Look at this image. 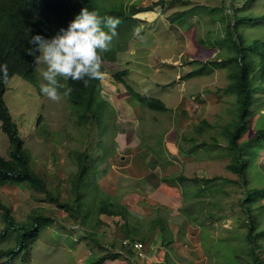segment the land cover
Wrapping results in <instances>:
<instances>
[{"label": "rangeland", "instance_id": "1", "mask_svg": "<svg viewBox=\"0 0 264 264\" xmlns=\"http://www.w3.org/2000/svg\"><path fill=\"white\" fill-rule=\"evenodd\" d=\"M171 1L160 0L153 13L155 17H162L156 21L136 20L126 12L125 23L121 25L124 35L117 45L116 59L103 64L108 78L128 67L133 72L126 81L132 85L139 82V74L164 83L154 95L144 93L165 102L167 108L162 112L145 108L148 113L159 114V122L152 114L142 112L138 124L132 127L134 133L129 134L127 123L118 118L120 112L109 104L106 112L96 107L100 118L92 117L87 124H79L71 95L53 103L40 91L36 72L37 85L18 74L12 76L4 97L31 153L32 167L46 179L47 189L59 194L60 201L82 206L76 217L74 210L59 207L43 191L26 184H0L3 202L19 220L26 219L34 210L56 216L54 223L46 226L30 248L11 264H85L90 255L108 253L112 244L119 248L123 220L96 209L98 201L107 196L126 204L141 219V225L148 231L147 258L133 261L121 257L107 259L102 264H215L217 261L224 264L233 252L226 248L239 246L241 253L249 249L246 222H254L255 233L264 228V190L260 189L264 187V141L251 148L247 156L249 167L245 184L240 175L228 171L227 163L231 162L232 154L223 133L233 129L238 117L237 95L230 88L229 76L238 63L233 60L226 66L216 64L221 59L239 55L235 41L247 46L264 40V18H260L264 15V0H177L176 4ZM93 3L99 12H104L138 5L140 0H93ZM171 15H174L172 23ZM184 22L187 26L181 30L189 32L181 40L187 41L191 51L180 54L178 43L174 47L169 45L166 57L172 58L168 60L171 64L163 63L158 55L149 54L156 42L145 34L157 33L162 41L161 35L172 29L171 24ZM126 39H131L132 43L126 44ZM132 48L134 54L130 53ZM174 59L180 62L174 64ZM129 60L132 63L125 64ZM249 61L255 65L251 79L256 90L242 141L264 128V83L258 82V57ZM140 62L145 64H136ZM182 65L191 67L193 73L177 67ZM157 68L161 69L159 74L155 73ZM200 80H207L208 86L196 85ZM62 82L67 84V81ZM102 90L100 86V92ZM210 91L218 103L214 105L216 114L207 118L208 125L198 110H188L187 102L176 109L183 97L197 104ZM125 105L130 110L129 105ZM132 117L139 115L128 119ZM135 136L139 146L131 151L127 146ZM9 150V137L0 124V152L9 157ZM80 152L88 154L82 176L78 162ZM122 155H127L128 159L123 160ZM191 156L195 159L197 175L205 178L198 183L183 184V205L179 209L176 207L179 205L162 198L163 193L172 194L163 180L175 181L174 177L182 174L184 162L192 159ZM212 177L214 179H210ZM74 190L80 195L77 201ZM254 193L261 196L256 201L251 199ZM175 196L178 197L176 192ZM153 219L165 222L167 239L174 238L171 245L164 244L159 227L151 229ZM129 221L137 222V219L129 216ZM3 226L0 209V227ZM15 241L11 235L0 240V247L12 246ZM258 241L262 242V247L257 251L264 259V240L259 238ZM3 260L5 258L1 257L0 262Z\"/></svg>", "mask_w": 264, "mask_h": 264}, {"label": "trees", "instance_id": "2", "mask_svg": "<svg viewBox=\"0 0 264 264\" xmlns=\"http://www.w3.org/2000/svg\"><path fill=\"white\" fill-rule=\"evenodd\" d=\"M172 1L175 3L177 0ZM84 7L96 11L102 18L113 16L120 19L121 23L117 29L118 35L112 40L109 46L110 50L102 54L103 60L114 61L117 54V45L120 44L121 38L124 35L121 25L125 23L123 20L126 18V12L130 14L135 12L136 9L120 7L118 9L99 12L93 0H0V64L6 63L8 65L10 77L19 74L35 82L36 66L33 63L34 57L27 54V50L34 47L29 43L31 36L40 34L45 38H52L61 28L66 29ZM174 15H171V17ZM260 18H264V15L260 16ZM233 25L236 27L237 21ZM235 46L239 50L237 57L221 59L216 64L226 66L233 60L238 63L236 69L229 74L232 79L230 88L237 95L238 117L234 121L233 129L225 130L223 133L227 139V147L230 154H232V161L227 164V168L233 173L240 175L245 183L244 177L248 175L249 167L247 155L251 148L264 141V128L258 129L252 137L242 141L243 133L246 130L250 105L256 90L251 79L255 65L251 64L249 60H252V57H258V63L256 62V65L260 73L257 77L258 82L263 84L264 40L256 41L247 46H242L241 43L235 41ZM127 73V69H124L116 72L114 75L116 78L124 81L123 76ZM100 85L101 81L98 80L90 81L87 86L83 82L68 81V86L73 88L71 99H69L70 101L72 100L71 105L74 111L77 112V122L79 124H87L92 117L100 118L96 112L97 106L106 112L108 102L99 97L101 96ZM128 90L135 99L147 107L161 111L167 108L165 103L159 98L142 95L129 85ZM5 91L6 87L0 83V124L10 141L9 157H5L0 152V184H26L29 187L43 191L59 207L74 210V216L78 217L80 215L79 206L81 203L75 204L74 206V204H70L69 202L60 201L59 194L55 195L53 190H48L46 179L32 167L31 153L25 146L20 130L5 101ZM39 120H41V117ZM203 121L207 123V120ZM87 156L88 154L84 152L78 154L80 176L85 172L86 167L84 161ZM80 176L77 178L80 179ZM186 180H189V178L184 177L182 179V181ZM190 180L197 181L198 179L190 178ZM77 187L78 182L76 183ZM260 189L264 190V187ZM74 193L76 194L77 201L80 195L77 194L76 190H74ZM259 196L255 193L252 194V201H256ZM0 209L1 218L4 223V226L0 227V240L8 238L11 235H14L16 239L14 245L0 247V258H5L0 264H11L21 253L27 251L31 246V242L39 238L43 229L53 224L56 219V216L52 214L34 210L26 219L19 220L13 213L11 207L3 202L1 195ZM96 209L101 214L114 217L119 216V219L121 221L123 220L120 226L122 238L119 248L114 247L115 245L112 244L113 246L109 247L110 251L108 253L101 256L90 255L85 264H102L107 259H118L121 257L133 261L138 258L132 247V243L130 245H124L122 242L124 238H130L132 241L141 240L145 244H148V231L141 225V221H139L141 219L136 214H133L126 204L108 196L98 201ZM129 216L135 217L137 222L129 221ZM249 222H246L249 228L246 236L249 249L246 253H241L238 249L239 246L226 248L230 253L233 252L229 255L227 263L224 264H264V259L259 256L257 251V248L262 247V242L258 241V239L261 238L264 240V228L255 233L256 226L254 222ZM150 227L152 230H156L157 227L161 229L164 244L171 245L173 243L174 238L167 239L168 230L163 220L153 219ZM243 249L245 248L243 247ZM205 251L207 252V248ZM249 257L253 258L252 261L249 260ZM215 264H221V262L217 261Z\"/></svg>", "mask_w": 264, "mask_h": 264}, {"label": "clouds", "instance_id": "3", "mask_svg": "<svg viewBox=\"0 0 264 264\" xmlns=\"http://www.w3.org/2000/svg\"><path fill=\"white\" fill-rule=\"evenodd\" d=\"M157 2L149 9H158L160 0ZM132 8L136 9L133 5L127 7V9ZM133 13H130L131 17L135 16ZM120 23L119 18L113 16L102 18L96 11L84 7L66 29L61 28L52 38H45L40 34L31 36L29 43L34 47L29 48L27 54L34 57L33 63L36 66L35 72L40 79L39 86L42 94L51 102L58 103L62 98L69 97L73 92V88L68 86L69 80L83 82L85 86L92 80L102 82L105 79L103 64L105 62L108 64L107 61L103 60L102 54L110 50L109 46L118 35L117 29ZM114 78L117 79L115 75ZM62 81H67V84ZM11 82L12 77L9 75L8 65L6 63L0 64V83L7 87L10 86ZM32 83L37 85L36 81ZM100 95L99 97L105 100L102 91ZM197 179V181H190L198 183L201 180L200 178ZM230 180L232 179H228V181ZM138 258L144 259L147 256Z\"/></svg>", "mask_w": 264, "mask_h": 264}, {"label": "crops", "instance_id": "4", "mask_svg": "<svg viewBox=\"0 0 264 264\" xmlns=\"http://www.w3.org/2000/svg\"><path fill=\"white\" fill-rule=\"evenodd\" d=\"M137 1H139V0H137ZM157 1L158 0H140V3L138 5H135L136 10L133 13L135 16H133L132 18H134L136 20L139 19V18L140 19H147L149 21H156L157 19H160L162 16L155 17V14L153 13V10L149 9L150 6L156 5L154 3L157 2ZM171 3L176 4L173 1H171ZM169 18L171 19V23H172L173 22L172 21V17L169 16ZM183 26H187V22H184L183 24H178V23L171 24L172 29H170L168 32H165V34L161 35V37L163 39L162 41L159 40V36H158L159 34H157V33L153 34V35L145 34L147 37L152 38L156 42L155 46L151 47V51H150L149 54L150 55L151 54L158 55L161 58H163L162 59L163 63H164V61H167L166 63L171 64L172 62H168V60L169 59L172 60V58L168 59L166 57L167 56L166 54H168V53H166L167 48L170 49L169 45H172V47H174L178 43L179 46L177 47V49L181 50L180 54L181 53L184 54L185 52L191 51V46H189L187 44V41L184 40L182 42V40H181L183 37H186L187 33L189 32V30H181V28ZM131 39H126V44L129 41V45H130L132 43ZM142 43L145 44L146 41H144ZM165 43H168V44H165ZM125 46L126 45H124L122 49H124ZM148 47H149V45H148ZM130 53L134 54L135 53V49L132 48ZM202 54H204V53L202 52ZM192 55H194V54H192ZM192 60H194V58H192ZM107 62H109V61H107ZM177 62H180V60L179 59H177V60L174 59L173 60L174 64L177 63ZM109 63H111V62H109ZM131 63H132V61L129 60L125 64H131ZM136 64H145V63L140 62V63H136ZM177 67L179 69H182V70L185 69L187 73H190V74L193 73L192 72L193 69L191 67H185L183 65L181 66V68L179 66H177ZM124 68L128 69V73L124 76V81L125 82H122L118 78L115 79L113 76H112V78H108L109 76H105V79L101 82V88L103 89L102 90L103 91L102 92L103 98L110 104L111 107L113 105V106H115L117 108V110L120 112V113H118V118H120L119 120L123 121L124 124L127 123L126 131L129 130L128 131L129 134H133L134 130L132 129V127H136V125L139 122V119L142 116V112H144V114H146L148 116L150 114H152L153 115V119L157 120V122H159L160 121V115L155 113V112H153V111L162 112L164 110L161 111V110H155V109L150 108L153 111H150V113H148L145 110V108H147V106H144L143 104H141L137 99H135L130 94V92L128 90V87H127V84L130 85L132 88H134L136 91H138V92H140L142 94L147 93V92H152V94L154 95L155 92L158 90V88L164 83L160 82L158 79L149 80V78H146L145 75L139 74L137 76V78L139 79V82L136 83L137 84L136 85L137 87H136L135 85H132V84L128 83V81H126V78L130 79L132 77L133 69L128 68V67H124ZM160 72H161V69H159V68H157L156 71H155V73H158V74ZM216 81L217 80H214L215 84H217ZM213 83H211V84H213ZM196 85L208 86L207 85V80H200L199 82L196 83ZM139 88H141L140 91H139ZM183 89H184V87L182 88V90ZM145 95H147V94H145ZM184 102H187V103H185V105L187 104L188 110H190V111H193V110L197 111L198 110L200 116L201 117H205L204 120H207L208 124H209V120L207 119L208 116L216 114V112H214L215 111L214 105L217 104L218 102L214 100L212 91H210L208 94L206 93L204 99L201 100L197 104H195L193 102H190V101L186 100L185 97H183L182 100L180 101L179 105L176 107V109ZM125 103H127L129 105L130 110H128V108L125 105ZM129 103H131V104H129ZM135 114L139 115V117L138 118L132 117L131 119H128L130 116H133ZM130 120H132V121H130ZM135 123H136V125H135ZM207 123H205V124L208 125ZM130 129H132V130H130ZM138 143H139V141L137 139V136H135V138H131V141L128 143L127 149L130 148L129 150H131V151L136 149L139 146ZM133 155H135V154L133 153ZM122 156H123L122 157L123 160H127L128 159L127 155H122ZM191 158L192 159L188 158L187 161L184 162L183 169H182V174H180L179 177H174L175 181L178 180L177 182H175L173 180H170V179H164L163 180L164 184L166 186H168V188H169L168 190H170L173 195L172 194L163 193L162 194V198L166 202H169V203H172V204H175V205H179V206H176L179 209H181L182 205H183L182 204V192H183L182 189L185 187L183 184H185V183H195V182L190 181V178H194V177L200 178V179H204L205 178V176L197 175L198 171H197V169H195V166H194L195 159L192 156H191ZM185 170L188 173H186ZM184 177L189 178V180H187L186 182L182 181V179ZM175 192L178 194L177 198L175 196ZM164 196H168V197L164 198Z\"/></svg>", "mask_w": 264, "mask_h": 264}, {"label": "built area", "instance_id": "5", "mask_svg": "<svg viewBox=\"0 0 264 264\" xmlns=\"http://www.w3.org/2000/svg\"><path fill=\"white\" fill-rule=\"evenodd\" d=\"M131 243H132V247H133V249L136 252L138 257L144 258V257L147 256L146 245H145V243L143 241H140V240L132 241L129 238H124L123 239V244L124 245H130Z\"/></svg>", "mask_w": 264, "mask_h": 264}]
</instances>
